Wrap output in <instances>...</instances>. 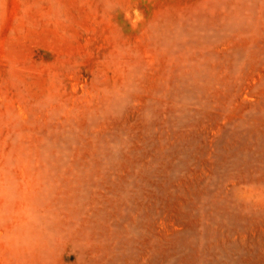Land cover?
Segmentation results:
<instances>
[{
	"label": "rangeland",
	"instance_id": "rangeland-1",
	"mask_svg": "<svg viewBox=\"0 0 264 264\" xmlns=\"http://www.w3.org/2000/svg\"><path fill=\"white\" fill-rule=\"evenodd\" d=\"M0 264H264V0H0Z\"/></svg>",
	"mask_w": 264,
	"mask_h": 264
}]
</instances>
